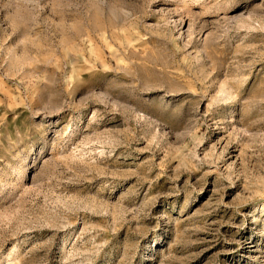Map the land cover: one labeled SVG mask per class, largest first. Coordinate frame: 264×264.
<instances>
[{"label":"rangeland","instance_id":"rangeland-1","mask_svg":"<svg viewBox=\"0 0 264 264\" xmlns=\"http://www.w3.org/2000/svg\"><path fill=\"white\" fill-rule=\"evenodd\" d=\"M0 264H264V0H0Z\"/></svg>","mask_w":264,"mask_h":264}]
</instances>
